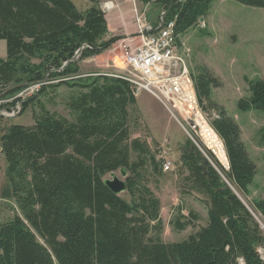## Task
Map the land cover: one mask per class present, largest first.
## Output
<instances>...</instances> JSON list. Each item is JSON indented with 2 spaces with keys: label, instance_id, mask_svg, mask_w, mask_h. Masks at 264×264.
Returning <instances> with one entry per match:
<instances>
[{
  "label": "trees",
  "instance_id": "16d2710c",
  "mask_svg": "<svg viewBox=\"0 0 264 264\" xmlns=\"http://www.w3.org/2000/svg\"><path fill=\"white\" fill-rule=\"evenodd\" d=\"M91 1L81 11L72 0H0V38L7 45V56H0L1 96L16 97L46 76L72 74L79 68L74 60L79 49L81 56L98 53L125 36L104 39L105 12L100 0ZM139 1L163 5L168 19H175L178 37L205 17L212 3ZM238 1L264 6V0ZM191 76L203 108L205 100L213 105L218 79L208 70ZM67 77L58 84L81 87L67 101L72 118L39 101L34 123H13L1 136L19 212L0 225V264H239L240 259L264 264V228L254 215L264 221V197L252 201V211L196 147H188L181 160L191 188L207 195V220L187 238L164 240L161 200L142 182L141 171L148 161L157 170L158 161L148 141L131 136L130 106L137 103L131 83L113 74L71 82ZM247 81L249 95L238 100V108L264 109V78ZM38 91L11 104L23 100L25 108L43 89ZM215 110L212 124L224 139L229 169L216 164L247 195L257 164L239 123L225 108ZM120 167L131 172L130 200L105 183L104 174ZM180 210L171 220L177 230L199 219L194 211Z\"/></svg>",
  "mask_w": 264,
  "mask_h": 264
},
{
  "label": "rangeland",
  "instance_id": "374dc122",
  "mask_svg": "<svg viewBox=\"0 0 264 264\" xmlns=\"http://www.w3.org/2000/svg\"><path fill=\"white\" fill-rule=\"evenodd\" d=\"M72 1L81 11H85L92 5L91 0ZM109 2L113 4L115 10L128 12L127 20L130 29H135L133 27L136 25L135 31L138 32L135 8L144 11L151 23H156L158 14L164 8L159 3H142L139 0H100L107 22ZM119 34L122 33L111 32L109 29L104 39ZM178 41L177 53L189 73L194 77L203 70H208L220 83L212 88L211 98L214 104H209L205 100L204 109L209 114L213 112L215 117L216 108H225L242 129V138L250 156L257 164V172L250 184V193L244 195L228 179L227 173H224L225 175L222 171L220 173L225 181L228 180L232 184L231 186L226 181L231 188L235 192L237 190L244 202L251 205L253 200L264 197V109L243 111L238 108L237 103L241 97L249 95L247 78H264V6L249 5L238 0H212L209 13L204 19H200L197 24L180 34ZM117 42L118 39L98 53L82 56L77 54L74 57L79 67L77 71L69 75L63 74L46 79L47 81L43 82L47 84H41L38 93L42 89L43 91L39 95L35 94L38 95L37 98L27 107L24 108L21 103V112L17 116L13 114L0 117V145H2V134L10 131L13 123L26 125L34 123L33 112L39 110V101L44 102L50 110L70 118L74 116L67 101L69 95L78 92L81 87L68 83L58 84L61 82L58 80L66 76L72 77L67 81L71 82L85 81L99 74H117L129 81L123 73L125 69H122L124 64L118 45L116 46ZM0 56H7L4 38H0ZM136 96L137 103L130 106L131 136L148 141L158 161L157 170L154 169L151 161L141 168L142 182L149 185L160 197L161 216L164 222L162 238L166 241L182 240L195 232L207 220V195L191 188V182L187 179L189 170L181 160L185 147H193V150L196 148L185 129L152 93L143 90ZM1 102L2 99H0ZM161 148L168 149V155L173 160V168L170 170H164L162 161L158 158ZM135 158L136 154L133 153V159ZM213 164L217 165L216 162ZM6 167V158L0 150V220L5 219L0 222V225L19 212L16 202L12 200V188L6 174ZM116 172L121 176L120 169H116ZM109 176L110 172L104 174V177ZM120 195L130 200V194L127 191L121 192ZM180 209L185 215H188L190 211L198 213L199 219L184 230H177L171 224V220L179 216ZM261 221L264 223L263 220ZM239 264L245 263L240 259Z\"/></svg>",
  "mask_w": 264,
  "mask_h": 264
},
{
  "label": "built area",
  "instance_id": "2783aa9c",
  "mask_svg": "<svg viewBox=\"0 0 264 264\" xmlns=\"http://www.w3.org/2000/svg\"><path fill=\"white\" fill-rule=\"evenodd\" d=\"M134 11L139 32L119 38L116 44L124 64L122 69L129 73V82L133 83L134 93L138 94L143 90L152 93L185 129L193 145L208 160L214 158L228 168L224 139L219 138L212 124L214 117L204 110L190 73H184L179 57H176V52H172V45H176L175 19H168L167 10L163 8L156 23L152 24L144 11L137 8ZM46 79L48 80L47 76L33 82L22 93V99L29 98L31 91L37 86L47 84L43 82ZM20 112L19 107L13 110L2 109L0 104V117L11 114L17 116ZM158 158L161 159L164 170L173 168L168 149L161 148Z\"/></svg>",
  "mask_w": 264,
  "mask_h": 264
},
{
  "label": "bare ground",
  "instance_id": "6f19581e",
  "mask_svg": "<svg viewBox=\"0 0 264 264\" xmlns=\"http://www.w3.org/2000/svg\"><path fill=\"white\" fill-rule=\"evenodd\" d=\"M113 4L111 3V2H109L108 3V7H110V9H111V7H113L112 6ZM201 19V18H200ZM152 24H154V23H152ZM175 44L176 45H172V52H176V57H179V60H180V66H181V68H182V70L184 71V73H189V71L187 70L188 68H186V66H185V64L183 63V60H182V58L179 56V54L177 53V50H178V48H179V42H178V36H177V34L175 33ZM119 53H120V51H119ZM126 76H127V78L129 79V73H126V72H123ZM114 75H117V74H114ZM117 76H119V75H117ZM190 77H191V81H192V83H193V85L195 86V84H194V80H193V78H192V76H191V74H190ZM67 78H71V76H69V77H67ZM132 85H133V83H132ZM29 86H31V85H29ZM29 86H27L26 88H24L22 91H20L18 94H17V96L16 97H21L22 98V93H24V92H26V89L29 87ZM40 89V85L39 86H37V88L36 89H33V91H31V95L32 94H34L36 91H38ZM30 95V96H31ZM15 96L14 97H3V96H1L0 95V99H2V102L0 103L1 104V108L2 109H9V110H13V109H16V107H19V109L21 110V103H23V100H17L15 103H13V104H11V101H13L15 98H16ZM7 103V104H6ZM3 104H6V105H3ZM210 114H212L213 115V113H210ZM209 114V115H210ZM11 115H13V114H11ZM212 115H210V116H212ZM10 116V115H9ZM1 117H4V116H1ZM219 138H220V136H219ZM229 160V159H228ZM212 164L213 163H215L216 162V160H209ZM220 164H221V162L219 161V160H217ZM214 165V164H213ZM222 165V164H221ZM219 171H221L220 169H219V167L217 166V165H214ZM223 166V165H222ZM225 169L226 170H228L229 169V167L228 168H226L225 167ZM222 174V173H221ZM223 176V175H222ZM241 199H242V197H240ZM243 200V199H242ZM244 201V200H243ZM247 205V204H246ZM253 211V210H252ZM254 215L256 216V218L259 220L260 218L254 213ZM259 222H260V220H259ZM261 223V225H262V227L264 228V223L261 221L260 222ZM262 255L264 256V253L262 252Z\"/></svg>",
  "mask_w": 264,
  "mask_h": 264
},
{
  "label": "crops",
  "instance_id": "0c3cea01",
  "mask_svg": "<svg viewBox=\"0 0 264 264\" xmlns=\"http://www.w3.org/2000/svg\"><path fill=\"white\" fill-rule=\"evenodd\" d=\"M107 10H108V13H107L108 17L107 18H108V22H109L108 26H109V29L111 32L118 31L124 35L136 32L135 31L136 25H135V27H133L135 29H130V25H129L128 20H127V16H128L127 11H125V10H121V11L119 10L118 11V10H115L114 7L112 9L108 8ZM0 150H2V145H0ZM12 200H14V198ZM3 219L4 218H2V220ZM2 220H0V222H2Z\"/></svg>",
  "mask_w": 264,
  "mask_h": 264
},
{
  "label": "water",
  "instance_id": "95a60500",
  "mask_svg": "<svg viewBox=\"0 0 264 264\" xmlns=\"http://www.w3.org/2000/svg\"><path fill=\"white\" fill-rule=\"evenodd\" d=\"M201 19H204V17L202 16ZM79 52H80V49L76 52V55L79 54ZM187 148L188 147H185L184 149L186 150ZM189 149L192 150L193 147H189ZM119 169L121 171V176L118 175L116 170H112V171H110V176L105 177V183L116 194H121V192L127 191L126 178L129 176V171L125 167H120ZM226 181L232 186V184L228 180H226ZM236 193L238 194L239 197H241V195L237 192V190H236ZM247 206L252 210V207L249 204ZM260 222H261V220H260Z\"/></svg>",
  "mask_w": 264,
  "mask_h": 264
}]
</instances>
